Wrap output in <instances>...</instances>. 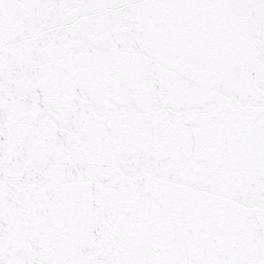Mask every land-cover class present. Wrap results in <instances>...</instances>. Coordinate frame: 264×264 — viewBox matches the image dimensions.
Listing matches in <instances>:
<instances>
[{
	"label": "snow or ice",
	"instance_id": "obj_1",
	"mask_svg": "<svg viewBox=\"0 0 264 264\" xmlns=\"http://www.w3.org/2000/svg\"><path fill=\"white\" fill-rule=\"evenodd\" d=\"M0 264H264V0H0Z\"/></svg>",
	"mask_w": 264,
	"mask_h": 264
}]
</instances>
